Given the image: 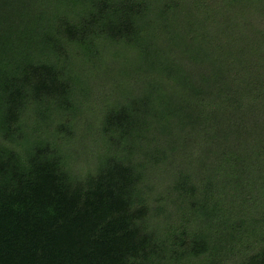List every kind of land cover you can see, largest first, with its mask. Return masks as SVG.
<instances>
[{"label": "trees", "instance_id": "obj_1", "mask_svg": "<svg viewBox=\"0 0 264 264\" xmlns=\"http://www.w3.org/2000/svg\"><path fill=\"white\" fill-rule=\"evenodd\" d=\"M264 264V0H0V264Z\"/></svg>", "mask_w": 264, "mask_h": 264}, {"label": "rangeland", "instance_id": "obj_2", "mask_svg": "<svg viewBox=\"0 0 264 264\" xmlns=\"http://www.w3.org/2000/svg\"><path fill=\"white\" fill-rule=\"evenodd\" d=\"M232 260L233 259H230L226 264H234Z\"/></svg>", "mask_w": 264, "mask_h": 264}]
</instances>
